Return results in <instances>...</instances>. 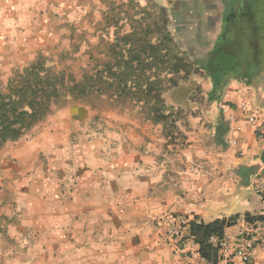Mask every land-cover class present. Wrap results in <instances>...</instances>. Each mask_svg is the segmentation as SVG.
<instances>
[{
    "label": "crops",
    "instance_id": "obj_1",
    "mask_svg": "<svg viewBox=\"0 0 264 264\" xmlns=\"http://www.w3.org/2000/svg\"><path fill=\"white\" fill-rule=\"evenodd\" d=\"M62 1L70 0H0V36L19 28L11 23L10 5L23 4L21 21L29 22L35 5ZM137 3L166 11L178 50L201 62L194 64L198 71L164 93L173 106L165 112L168 120L137 106L132 113L110 112L117 122L85 124L77 141L55 137L8 147L0 184L20 183L14 171L22 164L13 157L36 160L43 151L50 168L19 197L0 189V204L9 197L0 205V264H193L199 246L188 239L192 251L177 250L159 222L164 214L205 223L247 212L264 215L257 178L264 169V137L240 108L243 101L263 107L251 78L264 62V0ZM222 51L233 52L235 60L221 98H209V74L206 92L181 94L182 86L198 82L211 54ZM233 73L246 81H235ZM232 264H264V247Z\"/></svg>",
    "mask_w": 264,
    "mask_h": 264
},
{
    "label": "rangeland",
    "instance_id": "obj_2",
    "mask_svg": "<svg viewBox=\"0 0 264 264\" xmlns=\"http://www.w3.org/2000/svg\"><path fill=\"white\" fill-rule=\"evenodd\" d=\"M137 2L138 0L44 2L34 6L33 17L29 22L21 21L23 4L10 5L11 23L13 28H19L13 31L15 35L0 36V86L6 91L12 78L35 63L43 64L55 73L63 74L66 85L69 86L74 81L84 79L86 74L94 73L101 66L113 60L111 45L115 41L116 34L127 32L131 26L132 30L139 32L150 31L148 25L154 23L152 21L154 18L157 23L163 20L159 4L148 10L145 4ZM24 28L25 30L21 31ZM193 73V66H190L187 75L181 72L177 78L180 80L183 77V80H190ZM206 74H208L206 70L205 72L199 71L197 73L198 82L182 86L179 92L185 94L190 91L192 95H201L206 92V86L210 83V78ZM238 75L240 74L233 73L231 78L239 82L246 81ZM251 83V86L261 95L263 99L261 106L264 107V62L260 73L251 78ZM164 86L169 87V84L166 82ZM166 104L168 105L167 102ZM137 106L142 107L141 104L130 101H116L110 97L109 92L90 91L85 96L76 97L63 91L62 96L52 103L42 120L21 138L9 141L0 147V161L5 157L4 151L8 147L16 146L22 140L49 143L53 142L55 137L65 139L70 136L73 141H77L80 139L78 135L83 134L82 127L85 124L95 126L104 125L107 121L117 122L116 116H111L110 112L118 113V115L126 111L132 113V109ZM69 112H76V114L73 116ZM47 150L45 147L44 151L47 152ZM12 162L22 164L21 168L14 171L18 176L15 181L20 183L11 182L10 185H4L2 182L0 184V189H4L10 198L13 194L21 196L23 191L30 188L29 184H34V177L43 172L48 173L50 168L48 167L50 165L48 154L43 151L36 160L30 157L22 161L18 157H13ZM263 172L264 169L257 178ZM9 197L4 196L5 201L0 205L6 203ZM9 203L13 205L16 202L9 201ZM5 218L8 222L14 219V217L6 216Z\"/></svg>",
    "mask_w": 264,
    "mask_h": 264
},
{
    "label": "trees",
    "instance_id": "obj_3",
    "mask_svg": "<svg viewBox=\"0 0 264 264\" xmlns=\"http://www.w3.org/2000/svg\"><path fill=\"white\" fill-rule=\"evenodd\" d=\"M161 23L148 25L150 31L130 30L116 34L111 45L113 60L107 62L94 73L86 74L84 79L66 85L65 76L47 69L43 64L35 63L19 72L12 78L6 91L0 86V147L9 141L21 138L48 113L52 103L67 91L76 97L85 96L88 92H109L110 97L119 102L141 104L155 113L157 120H168L164 93L171 87L178 86L177 76L186 75L193 66L198 68L187 52L178 50L174 37L169 30L170 20L161 8ZM152 29V30H151ZM157 30V31H153ZM238 41L244 42L242 35ZM235 55L233 52L213 53L202 66L212 79L209 98L220 99L229 82ZM176 76V77H175ZM169 87L164 86L165 83ZM264 160V154H263ZM264 197V192L262 193ZM247 218L264 221V215L244 214ZM239 215L216 219L205 223L203 220L190 221V232L199 245L203 258L217 260V247L210 241L212 236L222 237L226 228Z\"/></svg>",
    "mask_w": 264,
    "mask_h": 264
},
{
    "label": "built area",
    "instance_id": "obj_4",
    "mask_svg": "<svg viewBox=\"0 0 264 264\" xmlns=\"http://www.w3.org/2000/svg\"><path fill=\"white\" fill-rule=\"evenodd\" d=\"M240 106L247 121L256 127L260 137H264V107H255L247 101H243ZM233 142L237 144L238 140L234 139ZM249 150L246 148L241 153ZM258 183V189L263 193L264 172L258 178ZM159 222L167 237L174 241L177 250L191 252L188 239L194 245H198L190 232V221L184 216L168 212L159 219ZM210 241L218 249L217 260L203 258L198 248L193 251V264H232L235 258L248 261L256 247H264V221L252 219V215L250 218L245 215L239 216L226 228L222 237L212 236Z\"/></svg>",
    "mask_w": 264,
    "mask_h": 264
}]
</instances>
